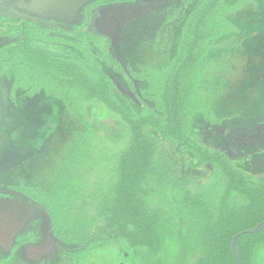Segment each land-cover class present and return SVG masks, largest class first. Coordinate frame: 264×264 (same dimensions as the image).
Segmentation results:
<instances>
[{
	"label": "rangeland",
	"instance_id": "374dc122",
	"mask_svg": "<svg viewBox=\"0 0 264 264\" xmlns=\"http://www.w3.org/2000/svg\"><path fill=\"white\" fill-rule=\"evenodd\" d=\"M15 1L16 7L0 3V12L20 16L19 11H24L58 19L66 10L57 0ZM168 1L165 5L162 0H138L133 4L135 7L154 6L156 11L128 19L115 31L106 24L95 23L97 33L108 36L125 57H120L122 64L160 68L169 62L176 34L181 29L180 19L188 8L181 12L182 0ZM228 1L236 5L231 18L239 32L224 38L209 54L204 82L207 103L222 122L210 125L201 113L193 122L208 145L241 153L246 157L244 169L264 177V0ZM115 5L114 8H119L132 4ZM170 7H177L176 13L170 31L166 30L163 36L164 27L157 20L161 21L160 13ZM150 27L158 28L152 31ZM1 36L0 48L11 40ZM102 65L125 90L115 89L123 107L130 113L142 107L130 90L128 78L116 72L108 58L104 57ZM11 82L10 71L0 72V83ZM144 85L139 83L135 91ZM10 90L7 89L9 95ZM0 97V198L15 195L30 208L12 245L0 242V264H146V248L136 249L124 236L94 237L86 220L102 209V197L108 192L114 162L130 135L122 116L96 99H75L66 106L63 100L45 93L31 100L20 91L12 100L1 91ZM191 159L196 161V156L171 138L162 140L155 157V168L164 177L166 200H153L152 205L163 208L170 221L165 238L169 264H193L197 259L184 256L183 245L188 236L180 206L184 195L191 193L218 200L225 191L219 166H192ZM230 201L242 206L247 198L234 193ZM44 206L60 216L58 224L64 231L61 236L73 239L66 244L82 245L87 241L91 248L71 254L70 245L60 246ZM103 223L102 219L99 225ZM85 228L89 234H85ZM255 263L264 264V244L256 252Z\"/></svg>",
	"mask_w": 264,
	"mask_h": 264
},
{
	"label": "trees",
	"instance_id": "16d2710c",
	"mask_svg": "<svg viewBox=\"0 0 264 264\" xmlns=\"http://www.w3.org/2000/svg\"><path fill=\"white\" fill-rule=\"evenodd\" d=\"M137 1L93 0L90 4L95 8L107 5L108 11L115 4L133 5ZM176 8H164L160 13L161 21L157 22H162L163 36L166 30L170 31ZM186 8L170 60L160 68L122 64L120 57H125L108 36L97 33L96 22H79L65 28L54 22H40L35 15L0 12V35L11 38L0 48V72L12 73L10 84L0 83V93L3 91L12 100L20 91L31 99L45 93L63 100L66 106L75 99H96L122 116L130 135L114 162L108 192L102 197V209L86 220L88 227L92 226L88 230H93L94 237L124 236L136 249L146 248V264H169L165 238L170 221L163 208L152 205L153 200H166L163 174L155 168L162 140L174 139L195 155L192 166H219L225 185L220 199L186 193L181 201L188 232L184 256H196L193 264H238L232 250L234 237L264 222V177L244 169L242 163L246 157L242 154L235 157L227 149L212 148L194 125V117L199 113L210 125L222 122L207 103L209 98L204 88L207 57L224 38L239 32L231 18L237 8L228 0H182L179 11ZM157 28L150 27V30ZM104 57L112 62L116 72L128 78L130 90L142 107H136L131 113L123 107L115 93V80L102 65ZM139 83L145 85L135 91ZM7 89H11L10 95ZM146 102H149L148 108ZM234 193L244 195L247 203L232 205ZM39 205L35 206L39 209ZM44 207L60 246L70 245L71 254L91 248L92 244L87 241L82 245L66 244L73 239L61 236L64 231L58 224L60 216ZM102 219L104 223L99 225ZM88 230L85 234H89ZM263 244L264 229L241 236L237 249L242 264H256V252Z\"/></svg>",
	"mask_w": 264,
	"mask_h": 264
},
{
	"label": "water",
	"instance_id": "95a60500",
	"mask_svg": "<svg viewBox=\"0 0 264 264\" xmlns=\"http://www.w3.org/2000/svg\"><path fill=\"white\" fill-rule=\"evenodd\" d=\"M66 10L77 11L84 4L90 0H57ZM147 12L145 8L132 7L122 14L116 25L122 24L128 19L142 16ZM113 26V24H112ZM112 28V27H110ZM120 91L125 90L115 81ZM133 95V94H132ZM1 98V97H0ZM1 110H0V128H1ZM232 156H239V154L231 152ZM29 206L22 204L18 200L0 198V242L5 246H11L15 240V236L22 229L26 219L28 218ZM264 229V222L252 230L244 231L236 235L232 242V250L237 257L238 264H242L239 252L237 249L238 240L244 234L259 233Z\"/></svg>",
	"mask_w": 264,
	"mask_h": 264
},
{
	"label": "flooded vegetation",
	"instance_id": "af4514ba",
	"mask_svg": "<svg viewBox=\"0 0 264 264\" xmlns=\"http://www.w3.org/2000/svg\"><path fill=\"white\" fill-rule=\"evenodd\" d=\"M91 1H93V0L88 1L86 4H84L77 11L65 10V13H63V17H59L58 19L53 17V16L42 17V18L38 17V16H34V15L33 16L35 17V19H37L40 22H45V23H53L54 22V23H57L58 25H61V26L65 27V28H69L70 27L69 23H79V22L81 23V22H88V21L89 22H100L102 24H106L109 27H112V28H110L111 31H115L116 29H118L119 26H121L124 23L123 22L122 24L116 25V22L119 21V19L122 17V14L124 12H126L129 8L135 7V5H129V6H123L122 5L119 8H114V9H111V10L107 11L105 9L107 5H99V6H97V8H95V6L90 4ZM0 3H4V4H7L8 6L10 5V6H13V7L17 6V4H16L17 2L15 0H6V1L5 0L1 1L0 0ZM163 3L166 5L168 2L166 3V0H165ZM150 8H151V10L156 11V8L154 6H151L148 9L146 8L147 12L144 15H147V14L153 12V11L150 10ZM19 13L21 15L23 14V16L28 15L30 17H33L32 14L26 13L24 11H20ZM76 14H77V17L74 18ZM132 19L133 18H131V20ZM112 24H113V26H112ZM228 151L230 153L234 152V151H230V150H228ZM237 154L241 155V153H237ZM14 191H16L18 193L22 192V190H20V189H18V190L14 189ZM22 193L26 194V193H24V191ZM5 196H8V195H4V197ZM9 198L10 199H14V200H18V197H16L15 195L7 197V199H9ZM34 199L35 198L33 197V200Z\"/></svg>",
	"mask_w": 264,
	"mask_h": 264
}]
</instances>
